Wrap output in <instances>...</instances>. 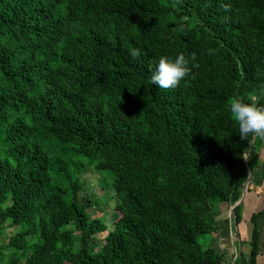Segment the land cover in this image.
I'll return each mask as SVG.
<instances>
[{
	"label": "trees",
	"instance_id": "trees-1",
	"mask_svg": "<svg viewBox=\"0 0 264 264\" xmlns=\"http://www.w3.org/2000/svg\"><path fill=\"white\" fill-rule=\"evenodd\" d=\"M180 52L199 68L175 87L153 84L158 58ZM261 81L264 0H0V231L22 226L0 255L225 264L199 238L218 234L250 167L254 179L264 137L242 139L230 103L251 100ZM89 170L118 198L112 228L91 213ZM263 213L251 214L234 264H259Z\"/></svg>",
	"mask_w": 264,
	"mask_h": 264
},
{
	"label": "rangeland",
	"instance_id": "rangeland-1",
	"mask_svg": "<svg viewBox=\"0 0 264 264\" xmlns=\"http://www.w3.org/2000/svg\"><path fill=\"white\" fill-rule=\"evenodd\" d=\"M251 154L252 152L250 155ZM258 159L259 163L254 170V179L252 178L249 183L253 191L246 194L247 199L244 203L242 222L236 227L232 214V206L225 205L222 207V213L216 222L218 234L202 235L199 238V242L204 247L213 246L220 252H223L227 261L225 264H234L236 256L240 255V247H249L252 230L250 216L264 206V148L260 150ZM81 176L87 183L86 188L88 189V192L94 194L100 202V211H91V213L104 217L109 228H112V223L117 217L115 206L118 202L114 189H108L107 186H103L101 183L102 174L99 172L89 170ZM258 223L262 230L258 260L259 264H264V213L260 215ZM21 229L22 226H16L14 228L9 225L4 226L0 231V245L8 243L9 238ZM106 234L107 232H104L100 234V237L103 239ZM242 242L246 244H244V246L240 245ZM78 244L79 243L77 242L76 246H78ZM13 253L14 250L6 249L3 256L0 255V264H7Z\"/></svg>",
	"mask_w": 264,
	"mask_h": 264
},
{
	"label": "clouds",
	"instance_id": "clouds-1",
	"mask_svg": "<svg viewBox=\"0 0 264 264\" xmlns=\"http://www.w3.org/2000/svg\"><path fill=\"white\" fill-rule=\"evenodd\" d=\"M216 50L212 47L207 49L209 55ZM133 58L141 56L139 48L130 49ZM199 63L195 53L190 56L183 52L173 56L162 55L156 61V67L151 75L153 84L162 89L177 86L182 80L193 74L195 68H199ZM257 95L264 98V81L258 84L255 94L251 100L245 101L242 98H234L230 103V114L239 124V135L242 139L252 136L264 137V102H257ZM242 158L247 159V156Z\"/></svg>",
	"mask_w": 264,
	"mask_h": 264
},
{
	"label": "water",
	"instance_id": "water-1",
	"mask_svg": "<svg viewBox=\"0 0 264 264\" xmlns=\"http://www.w3.org/2000/svg\"><path fill=\"white\" fill-rule=\"evenodd\" d=\"M255 138H256V136L254 137V139L252 140V143H253V141L255 140ZM252 152V147H251V149H250V152L249 153H251ZM251 176H252V168L250 167L249 168V175H248V178H247V180H246V182H245V184H244V189H243V194H242V197L240 198V200H238L237 202H236V204H234L233 206H232V214H233V219H234V224L237 226V224H236V215H235V208L238 206V205H240L243 201H244V199H245V197H246V194H247V191H248V188H249V183H250V181H251ZM240 251H241V247H240Z\"/></svg>",
	"mask_w": 264,
	"mask_h": 264
}]
</instances>
